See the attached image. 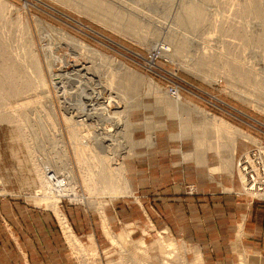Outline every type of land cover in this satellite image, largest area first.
I'll return each mask as SVG.
<instances>
[{"label": "rangeland", "instance_id": "1", "mask_svg": "<svg viewBox=\"0 0 264 264\" xmlns=\"http://www.w3.org/2000/svg\"><path fill=\"white\" fill-rule=\"evenodd\" d=\"M97 1L88 5L85 0H0L1 37L9 40V48L13 43L15 49L11 50H17L19 58L25 56L20 58L23 64L30 63L26 73H34L33 78L28 76L31 83L40 74L44 78L39 79L45 81L42 86L36 80L42 87L33 83L36 86L30 94L23 95L30 101L19 96L10 99L15 107L23 101L30 103L29 107L24 102L23 108L18 107L23 116H12L17 120L12 122L11 116L4 114L11 120L6 121L3 113L9 111V106L0 105L2 120L7 122L0 123V264H16L26 258L20 238L27 236V230L42 231L36 224L46 220L44 217L49 218V226L44 229L59 233L68 264H132L133 255L143 260L142 264H154L160 258V243L166 240L173 242L178 251L172 264H181L183 259L186 264H199L198 258L203 264H219L220 253L242 249L236 244L227 250L219 246L218 231L210 229L217 228L218 223L208 221L219 213L216 204L213 207L214 203H209L204 211L201 203L189 206L185 200L198 195L197 182H201L210 187V197L232 194L264 204L246 193L239 167L240 161L254 162L257 153L264 157V40H260L264 34V0H258L261 8L252 9L246 8L252 0ZM191 6L192 22L182 24L180 18ZM198 8L206 13L201 22ZM256 9L263 12L258 10V14ZM37 61V70L41 69L38 74L32 67ZM238 62L243 65L241 71L233 69ZM25 66L17 74H22ZM123 75L128 76V82ZM129 78H135V85L131 82L133 89ZM120 79L126 81L121 80L122 86L131 91H124L119 83L127 93L117 88L124 95L116 102V83ZM199 111L226 121L250 138L233 134L237 139L228 136L234 147L231 150L226 146L225 156L216 149L201 155L195 137L202 126L212 127L213 122ZM22 121L27 130L25 124H20ZM185 121L191 124L190 129ZM21 130L32 136L27 138ZM211 130L208 129L210 138ZM160 133L164 142L157 148L154 141ZM215 138L214 135L211 140ZM77 141L89 147L87 155L78 156ZM233 153L234 161L230 157ZM98 156L100 160L107 157L112 168L125 167L122 176L128 189L125 185L123 192L107 190L108 194H103L101 187L93 188L84 181L83 174L89 171L87 164L99 163ZM226 157L232 159H223ZM192 165L202 171L206 182L196 178ZM176 188L183 189L182 197L175 196ZM172 211L180 215V224L170 217ZM187 211L191 221L186 220ZM200 217L207 220L200 221ZM123 232L130 233L132 243L118 248L111 237ZM72 237L79 240L83 250L96 247V254L85 257L78 253L69 241ZM141 240L147 247L141 248L144 254L137 249ZM55 249L48 244L44 248L52 261L55 253L61 254ZM140 250L145 256L139 254ZM242 256L235 264H247Z\"/></svg>", "mask_w": 264, "mask_h": 264}, {"label": "bare ground", "instance_id": "2", "mask_svg": "<svg viewBox=\"0 0 264 264\" xmlns=\"http://www.w3.org/2000/svg\"><path fill=\"white\" fill-rule=\"evenodd\" d=\"M83 1V0H82ZM86 2H87V4L88 5H91V4H95L96 3V1H95V3L93 2V0L92 1H89V0H85ZM89 1V2H88ZM99 1V0H98ZM97 1V2H98ZM255 1H257V4H255L254 2ZM243 2H245V0L243 1ZM3 3V2H2ZM98 3H100V2H98ZM97 3V4H98ZM196 3V2H195ZM201 3H202V1H201ZM247 3V2H246ZM100 4H102V3H100ZM195 5V4H194ZM258 0H252V1H249L248 2V4H247V6H246V8L248 7V8H250V9H252V8H261V7H258ZM86 6V5H85ZM94 6V5H93ZM98 6V5H97ZM100 6V5H99ZM196 6H197V4H196ZM196 6H195V8H196ZM198 6H200V5H198ZM242 6H243V4H242ZM84 7V6H83ZM91 7V6H90ZM90 7H89V10H90ZM183 7H184V5H183ZM244 7V6H243ZM242 7V8H243ZM188 8V7H187ZM194 8V9H195ZM247 8V9H248ZM100 10H101V12L102 13H104L105 11H103L102 9H104V8H99ZM199 9V8H198ZM249 9V10H250ZM94 10V9H93ZM92 10V11H93ZM97 10H98V8H97ZM96 10V11H97ZM248 10V11H249ZM255 10V9H254ZM257 10V9H256ZM259 10V9H258ZM257 10V12L256 13H258V14H261L259 11ZM185 11V10H184ZM252 11V10H251ZM251 11H249V12H251ZM248 12V13H249ZM254 12V11H253ZM93 13V12H92ZM102 13H100L101 15H102ZM114 13V12H113ZM197 13V16H198V20L201 22V20L204 18V15L206 14L205 12H204V10H203V8H201V9H199L198 10V12H196ZM97 14V13H96ZM106 14V13H105ZM108 14H109V12H108ZM179 14V13H178ZM194 14V11H193V9H192V6L191 7H189L188 8V11H187V13H186V16H183V18H180V22L183 24H186V23H190V22H192V18H191V15H193ZM95 15V14H94ZM108 16V15H107ZM116 16V15H115ZM206 17V16H205ZM262 17H264V15L262 16ZM122 18V17H121ZM102 19H106L104 16H103V18ZM110 19V18H109ZM264 19V18H263ZM205 20V19H204ZM109 21V20H108ZM203 21V20H202ZM116 22V21H115ZM120 22V21H119ZM195 22V21H194ZM121 23V22H120ZM129 23V22H128ZM133 23V22H132ZM132 23H130V24H132ZM264 23V22H263ZM191 24V23H190ZM193 24V23H192ZM186 26V25H185ZM189 26V25H188ZM238 27V26H237ZM239 29V28H238ZM242 30V29H241ZM264 30V29H263ZM1 32V31H0ZM2 34H3V32H2ZM3 37V36H2ZM1 37V34H0V93H2L4 96L2 97V94L0 95L2 98H0V100H1V102H0V105L2 106V104H4V105H7V106H9V107H7L8 109H9V111L7 110V112H9L8 114H7V112L6 113H3V116H4V114H6V115H8V116H11V120L13 119V120H17V119H15V118H12V116H16V118H18V116H21L22 115V111L20 112V110H19V108L18 107H22L23 106V102L24 101H26L27 99H28V97L27 96H25V97H23V95L25 94H27V93H29L31 90H32V88H34V86H36V85H38V86H36V87H39V86H41L42 85V83L43 82H45V81H41L43 78H41V75L42 74H40L39 76H40V79H39V76H37L36 74V77H38V79L40 80L39 82H41V85L39 84V82H38V84H36L35 83V81L37 80L38 81V79L37 78H35V79H33V81L34 82H32L31 83V81L32 80H30L31 79V77H32V73H31V76H30V73L28 74V73H26V67H28L29 65H30V63H29V65H27V63H25L26 64V66H25V64H23L22 62H21V59H23V56H21L20 58H19V56L21 55H18L19 53L18 52H16V51H14V46H12V44H11V48H14L13 49V51L15 52V53H17V55H15V53H13V51L11 50V48H9L10 47V45H9V43L7 44L6 42L7 41H9V40H4L3 38ZM5 37V36H4ZM245 37V36H244ZM247 37V36H246ZM8 39V38H7ZM248 39V37L246 38V40ZM260 40H264V34L260 37ZM262 42H264V41H262ZM82 44V43H81ZM27 46H29V45H27ZM82 48H84V47H82ZM20 49V48H19ZM24 49V48H23ZM32 49V48H31ZM81 50V49H80ZM19 51V50H18ZM30 52V51H29ZM32 52V51H31ZM47 52V51H46ZM93 52L95 53V50H93ZM25 54H26V52H24ZM27 54H29V53H27ZM33 54V53H32ZM66 54V53H65ZM25 57V56H24ZM33 57V56H32ZM86 57V56H85ZM207 57V56H206ZM209 57V56H208ZM215 57V56H214ZM84 58V57H83ZM25 59V58H24ZM204 60H205V57H204ZM203 60V61H204ZM208 60V59H207ZM35 61V60H34ZM33 62V61H32ZM22 63V64H21ZM35 63L36 62H34V66H32L33 67V69L35 68L36 69V72H37V74L38 73H40V70L38 71L37 70V68L38 67H40V66H38V65H40L39 63H38V61H37V63H36V65L37 66H35ZM85 63H86V61H85ZM203 63V62H202ZM95 64V63H94ZM231 64H233V63H231ZM238 64H239V62H238ZM25 66V69L24 68H22V69H24V70H22L23 71V73L22 74H24L25 73V75H22L21 73H18L17 74V72L19 71L18 69L20 68V67H22V66ZM49 65V64H48ZM228 65V64H227ZM230 65V64H229ZM236 65V64H235ZM52 66V65H51ZM238 66V67H237ZM236 66V68H233L234 70H236V71H241L242 70V64L240 63L239 65H237ZM100 67V66H99ZM31 68V67H30ZM50 68V67H49ZM86 68V67H85ZM98 68V67H97ZM244 68V67H243ZM241 69V70H240ZM245 69V68H244ZM18 70V71H17ZM29 70V68H27V71ZM79 70V69H78ZM32 71H34V70H32ZM50 71V70H49ZM20 72V71H19ZM35 72V71H34ZM35 72V73H36ZM99 72V71H98ZM103 72V71H102ZM118 72V71H117ZM110 73V72H109ZM129 73V72H128ZM134 73V72H133ZM21 74V75H20ZM34 74V73H33ZM240 74V73H239ZM250 74V72L249 73H244V75L245 76H248ZM34 75V76H35ZM111 75H114V74H111ZM128 75V74H127ZM130 75V74H129ZM132 76L133 75H135V74H131ZM28 76H30V79H29V77ZM105 76V75H104ZM132 76H131V78H132ZM97 77V76H96ZM112 77H114V76H112ZM111 77V78H112ZM118 77V76H117ZM126 75L124 76L123 75V79L125 80L126 78H127V82H128V76L126 77ZM134 77V76H133ZM141 77V76H140ZM33 78V77H32ZM99 78V77H98ZM121 78V77H120ZM135 78H136V75H135ZM134 78V79H135ZM142 78V77H141ZM246 79L248 78V77H245ZM104 79V78H103ZM134 79H130L129 78V83L131 84V82L134 80ZM249 79V78H248ZM122 79H120V81H121ZM136 80H137V78H136ZM118 81V84L116 83V85L118 86L119 85V83H121V86L123 85V82L124 83H126V81ZM135 81V80H134ZM133 81V82H134ZM140 81V80H139ZM132 82V83H133ZM138 82V81H137ZM33 83H35L36 85H34ZM128 83V84H129ZM136 83V82H135ZM135 83H133V85H135ZM33 84V85H32ZM111 84H113L114 85V83H111ZM128 84H126V85H128ZM112 85V87H111V85H109L111 88H113L114 89V91H115V85L113 86ZM132 85V84H131ZM131 86L130 88L131 89H133L132 87H134V86ZM42 86H44V85H42ZM41 86V87H42ZM116 86V90L117 91H115V95L116 96H114V98H116L115 100H116V102L119 100V98L120 97H122L124 94L122 93V92H124V91H126V88H127V91L128 90H130L131 91V89L129 88V87H124V86H122V87H124L123 89H125L124 91H122L123 89H121L120 87V85H119V87H117ZM91 87V86H90ZM117 88H120L121 89V91H120V89H117ZM129 88V89H128ZM37 90L36 91H38V88H36ZM40 89V88H39ZM44 90V89H43ZM112 90V89H111ZM120 92H119V91ZM34 92V91H33ZM113 92V91H112ZM117 92V93H116ZM38 93V92H37ZM124 93H127V92H124ZM30 94V93H29ZM33 93H31V95H32ZM39 94V93H38ZM98 94V93H97ZM20 95H22V97L20 96ZM31 95H28V96H31ZM36 95V94H35ZM16 96H19L20 98H22V100L25 98V100L22 102V100H20L22 103L21 104H16V107H15V105L14 104H12L13 102H11L10 101V99L11 98H15ZM44 96H46V95H43V97ZM18 97V98H19ZM26 97H27V99H26ZM33 97V96H32ZM35 97V96H34ZM39 97V96H38ZM131 97V96H130ZM19 98V99H20ZM127 98V97H126ZM16 99V98H15ZM14 99V102L15 101H18V99L17 100H15ZM29 99L31 100V98L29 97ZM28 99V100H29ZM47 99V98H46ZM111 99H112V96H111ZM122 99V98H121ZM4 100V101H3ZM12 100V99H11ZM29 100V101H30ZM35 100V99H34ZM38 100V99H37ZM73 100V99H72ZM97 100V99H96ZM3 101V102H2ZM9 101L11 102V104L14 106V107H12L11 106V104L9 103ZM32 101H33V99H32ZM31 101V102H32ZM36 101V100H35ZM34 101V102H35ZM40 101V100H39ZM46 101H49V100H46ZM46 101H44L43 100V102L45 103ZM37 102V101H36ZM112 103H116L115 101H111ZM120 102V101H119ZM2 103V104H1ZM17 103V102H16ZM18 103H20V102H18ZM25 103V106H26V102H24ZM29 103V102H28ZM49 103V102H48ZM128 103V102H127ZM110 104V103H109ZM3 105V107H5ZM28 105V104H27ZM29 105H30V103H29ZM29 105H28V107H29ZM34 105V104H33ZM36 105V104H35ZM34 105V106H35ZM43 105V104H42ZM42 105H40L41 107H42ZM63 105V104H62ZM100 105H101V103H100ZM11 106V107H10ZM32 106V105H31ZM30 106V107H31ZM33 106V107H34ZM38 106V105H37ZM39 106V107H40ZM104 106V105H103ZM2 107V108H3ZM27 107V108H28ZM40 107V108H41ZM88 107V106H87ZM185 107V106H184ZM6 108V109H7ZM18 108V109H17ZM23 108V107H22ZM4 110H6L5 108H3ZM41 109H43V108H41ZM66 109V108H65ZM180 109V108H179ZM183 109V108H182ZM29 110V109H28ZM33 110H34V108H33ZM36 110V109H35ZM49 110V109H48ZM173 110H175V109H173ZM39 111V110H38ZM177 111V110H176ZM183 111H186V110H184L183 109ZM188 111V110H187ZM2 112L3 111H1L0 110V114H2ZM25 112V111H24ZM23 112V113H24ZM26 112H27V110H26ZM36 112V111H35ZM34 112V113H35ZM69 112V111H68ZM202 115H205L208 119H211V120H208V121H210V122H213V123H211L212 124V127H207L206 126V128L205 127H201L202 129L200 130L201 131V133L200 134H197V136L195 137V141H196V144H197V146H196V149L198 148L199 149V151H202V152H199L200 154L202 153L203 155H206L208 152H209V150L208 149H216L217 151H216V153H225V151H227V148H226V146H229V149H231L232 150V148L231 147H234V144H231V142L232 141H230L229 139L231 138L232 140H233V137L234 136H236L237 135V137L239 138V136L241 135V137L243 136V138L244 137H246V139L247 138H250V137H248L247 135H245L241 130H239V129H237L236 127H233L232 125H230L229 123H227L226 121H224V120H222V119H219V118H217V117H214V116H209L208 117V115H210L208 112H205V111H199ZM30 113V112H29ZM34 113H31V114H34ZM50 113V112H49ZM80 113V112H79ZM117 113H119V112H117ZM36 114V113H35ZM42 114V113H41ZM66 114V113H65ZM94 114V113H93ZM199 114V113H198ZM6 115L4 116L5 117V120L8 118V120H10L9 119V117L7 116V118H6ZM25 115V114H24ZM119 115V114H118ZM1 116V115H0ZM23 116V115H22ZM25 116H27V115H25ZM76 116V115H75ZM201 116V115H200ZM4 117H0L1 119H0V123H1V120H2V118H4ZM35 117V116H34ZM204 117V116H203ZM211 117V118H210ZM117 119V118H116ZM4 120V119H3ZM2 120V123H4L5 121H3ZM10 120V121H11ZM13 120H12V122H13ZM34 120H35V118H34ZM7 121V120H6ZM10 121L8 122V123H10ZM20 121V120H19ZM23 121H25L24 119H23ZM23 121L20 123V124H23ZM115 121V120H114ZM12 122H11V124H12ZM14 122H16V121H14ZM35 122V121H34ZM190 122V121H189ZM5 123H7V122H5ZM16 123H18V122H16ZM29 123V122H28ZM32 123V122H31ZM185 123H186V121H185ZM188 123V122H187ZM186 123V124H187ZM25 124V123H24ZM24 124H23V126H24ZM30 124V123H29ZM184 124V123H183ZM185 124V125H186ZM206 125H207V122L205 123ZM32 125V124H31ZM34 125V124H33ZM38 124H36V126H37ZM80 125V124H79ZM189 125H191L190 123H189ZM188 124L186 125L187 127H188V129H190L191 127L189 126ZM22 126V127H23ZM25 128H26V130H27V128L28 127H26V124H25V126H24ZM23 127V128H24ZM184 127V126H183ZM187 127H185V128H187ZM19 128H21V127H19ZM22 128V130H25V129H23ZM164 128V127H163ZM212 129L211 130V132L213 131V138H214V135H215V141H212L211 140V138L209 137L212 133H210L209 131H208V129ZM40 129V128H39ZM84 129V128H83ZM98 129V128H97ZM128 129V128H127ZM21 130V131H22ZM30 130V129H29ZM35 130V129H34ZM75 131L74 132H76V130L78 131V128H76L75 127V129H74ZM54 131V130H53ZM56 132H57V130H55ZM128 131V130H127ZM130 131V130H129ZM128 131V132H129ZM23 132V131H22ZM28 132V131H27ZM43 132V131H42ZM70 132V131H69ZM73 132V133H74ZM116 132V131H115ZM184 132V131H183ZM23 133H25L26 134V132H23ZM31 133V132H30ZM72 133V134H73ZM181 133H182V131H181ZM185 134H186V132H184ZM209 133H210V135H209ZM40 134V133H39ZM38 134V135H39ZM49 134V133H48ZM55 134H57V133H55ZM69 134V133H68ZM115 134H118V133H115ZM131 134V133H130ZM183 134V133H182ZM233 134H235L234 136H232ZM26 135H28L27 136V138L28 137H31L32 136V134H31V136H29V134L27 133ZM36 135H37V133H36ZM52 135V134H51ZM79 135V134H78ZM112 135V134H111ZM239 135V136H238ZM23 136H25V135H23ZM22 136V137H23ZM42 136H44V134L42 135ZM228 136L230 137L229 139H228ZM80 137V136H79ZM40 138V137H39ZM42 138V137H41ZM40 138V139H41ZM226 139V141L228 140L229 142H225V140H224V143H223V139ZM26 139V138H25ZM31 139H33V137L31 138ZM74 139L76 140L77 139V137H74ZM121 139V138H120ZM132 139V138H131ZM237 139V138H236ZM235 139V137H234V140H236ZM94 140V139H93ZM126 140V139H125ZM251 140V139H250ZM26 141V140H25ZM31 141V140H30ZM29 141V142H30ZM34 141H35V138H34ZM72 141V140H71ZM112 141H113V139H112ZM117 141V140H116ZM133 141V140H132ZM28 142V141H27ZM39 142V141H38ZM44 142V141H43ZM42 142V143H43ZM75 142V141H74ZM73 142V143H74ZM127 142V141H126ZM252 142H253V140H252ZM34 143V142H33ZM102 143V142H101ZM135 143V142H134ZM141 144V143H140ZM112 145V144H111ZM115 145V144H114ZM120 145V144H119ZM233 145V146H232ZM105 146H106V144H105ZM129 146H132V145H130L129 144ZM236 146V145H235ZM32 147V146H31ZM65 147V146H64ZM96 147V146H95ZM100 147V146H99ZM116 147V146H115ZM75 148H76V150H77V152H78V156H81V155H83V154H86L87 155V153H86V151L88 150V148L89 147H87V145H84L82 142L80 143V142H76V146H75ZM112 148V147H111ZM118 148V147H117ZM224 148H226V150L224 149ZM236 148V147H235ZM234 148V149H235ZM98 149V148H97ZM96 149V150H97ZM132 149V148H131ZM92 150V149H91ZM225 150V151H224ZM231 150L230 151H228L229 152V155H231L232 154V152H231ZM31 151V150H30ZM63 151H64V149H63ZM93 151H94V149H93ZM106 151V150H105ZM113 151H115V150H113ZM121 151V150H120ZM124 151H125V149H124ZM123 151V152H124ZM215 151V150H214ZM32 152V151H31ZM92 152V151H91ZM197 153H198V151H196ZM230 152H231V154H230ZM235 152V151H234ZM63 153V152H62ZM88 153H90V150L88 151ZM97 153V152H96ZM113 153H115L116 154V152H113ZM223 153V154H224ZM236 153V152H235ZM235 153H233V155L232 156H230V157H233L234 156V154ZM32 154V153H31ZM94 154V153H93ZM93 154H92V156H93ZM129 154V153H128ZM201 154V155H202ZM220 154V155H221ZM89 155V154H88ZM99 155V154H98ZM119 155V154H118ZM219 155V154H218ZM219 155V156H220ZM227 155V154H226ZM44 156V155H43ZM76 156V155H75ZM91 156V157H92ZM95 156H96V154H95ZM94 156V157H95ZM113 157H114V155H112ZM117 156V155H116ZM199 156V155H198ZM224 156H225V154H224ZM89 157V156H88ZM90 157V158H91ZM99 157V160H100V156H98ZM111 157V156H110ZM194 157V156H193ZM196 157V156H195ZM201 157V156H200ZM207 157V156H206ZM221 157H223V156H221ZM230 157H226V158H223V159H230ZM41 158V157H40ZM53 158V157H52ZM97 158V157H96ZM95 158V159H96ZM102 159L99 161V163H97V161H96V163H93V164H87V165H89V167H88V169H89V171L88 172H85V174H83L84 175V181H86L87 182V184L89 183L91 186H93V188H94V186L95 187H97V188H99V187H101L102 189V193L103 194H105V193H107L108 194V192L110 191V192H120L119 190H121L122 192L125 190L124 189V186L126 185L127 186V181L125 180V178H124V176H122L123 175V172H126V170H125V167L124 166H122V167H119V168H112V167H110V164H109V159H107V157H101ZM48 159V158H47ZM79 159H80V157H79ZM86 159H89V158H86ZM113 159V158H112ZM117 159V158H116ZM120 159V158H119ZM192 159V158H191ZM201 159H203V157L201 158ZM204 159H206V158H204ZM203 159V160H204ZM223 159H222V162H223ZM232 159V158H231ZM230 159V160H231ZM43 160V159H42ZM91 160V159H90ZM89 160V161H90ZM98 160V159H97ZM111 160V159H110ZM122 160V159H121ZM51 161V160H50ZM88 161V162H89ZM197 161V160H196ZM202 161V160H201ZM233 161H234V157H233ZM54 162V161H53ZM203 162H206V160H204ZM230 161H228V163H229ZM123 163V162H122ZM207 163V162H206ZM220 163V162H219ZM223 163H226V161L225 162H223ZM228 163L226 164V165H228ZM232 163V161L230 162V164ZM49 164V163H48ZM199 164H200V162H199ZM229 164V165H230ZM117 165V164H116ZM122 165V164H121ZM204 165H206V164H204ZM225 164H222L221 163V166L223 167ZM34 166H35V164H34ZM44 166V165H43ZM54 166V165H53ZM65 166V165H64ZM231 166V165H230ZM230 166H228V167H230ZM38 167V166H37ZM37 167H35V168H37ZM50 167V166H49ZM48 167V168H49ZM66 167V166H65ZM222 167H220V168H222ZM227 167V166H226ZM45 168V167H44ZM47 168V169H48ZM61 167H59V169H60ZM224 168V167H223ZM232 168V167H231ZM41 169H42V167H41ZM47 169H44V170H47ZM50 169V168H49ZM57 169V168H56ZM215 169V168H214ZM213 168H212V171L214 170ZM35 170V169H34ZM37 170H39L38 172H40V168L39 169H37ZM37 170H36V172H37ZM53 170V169H52ZM58 170V169H57ZM216 170V169H215ZM221 170V169H220ZM42 171V170H41ZM49 171V170H48ZM211 171V170H210ZM211 171V172H212ZM218 170H216V172H217ZM231 171H232V169H231ZM35 172V171H34ZM38 172L36 173V174H38ZM52 172V171H51ZM48 173V172H47ZM42 174H43V172H42ZM42 174L40 173V175L42 176ZM44 174H46V171H45V173ZM43 174V175H44ZM53 174H55V173H52V175ZM59 174V173H58ZM39 175V174H38ZM37 175V176H38ZM48 175V174H47ZM47 175L46 176H44V178H46L47 177ZM56 175V174H55ZM121 177L120 178V181H118L119 180V178H118V180L117 181H115L116 179H117V177ZM43 177V176H42ZM50 177H52V176H50ZM49 177V175H48V178H50ZM55 177V176H54ZM40 178V177H39ZM43 178V179H44ZM56 178V177H55ZM55 178H52V179H54L55 180ZM58 178V177H57ZM242 178V177H241ZM42 179V180H43ZM243 179V178H242ZM49 180V179H48ZM52 180H50L49 182H51ZM38 182H40L39 180H38ZM54 182V181H53ZM85 182V183H86ZM42 183V182H41ZM44 183H45V181H44ZM43 183V184H44ZM46 184V183H45ZM44 184V185H45ZM86 185V184H85ZM53 186V185H52ZM125 186V187H126ZM45 187V186H44ZM49 187H50V185H49ZM55 187V186H54ZM90 187V186H89ZM55 188H57V187H55ZM54 188V189H55ZM65 188V187H64ZM87 188V187H86ZM85 188V189H86ZM48 189H50L51 190V188H47V191H48ZM88 189V188H87ZM90 189H92L91 187H90ZM127 189H128V186H127ZM59 190V189H58ZM62 190V189H61ZM72 190V189H71ZM97 190V189H96ZM101 190H99V192L101 191ZM107 190H109V191H107ZM56 191V190H55ZM63 191V190H62ZM89 191V190H88ZM103 191H106L105 193L103 192ZM50 192V191H49ZM48 192V193H49ZM87 192V191H86ZM90 192V191H89ZM99 192H97V194H99ZM45 193H46V191H45ZM54 193V192H53ZM59 193V192H58ZM70 193H71V191H70ZM74 193V192H73ZM101 193V192H100ZM130 193V192H129ZM52 194V193H51ZM69 194V193H68ZM114 194V193H113ZM49 195V194H48ZM111 195V194H110ZM120 195V194H119ZM63 196H65L64 194H63ZM69 196H73V195H69ZM112 197H115V196H112ZM50 199H51V196H50ZM54 199V198H53ZM57 201V200H56ZM56 204V203H55ZM98 206V205H97ZM129 233V232H128ZM128 233H125V232H123V233H121V234H119V235H116V236H113V237H111V240L113 241V243H114V245L115 246H117L118 248H127V247H129L130 246V244L132 243L131 241V238H130V233L128 234ZM111 236V235H110ZM69 241L71 242V244H72V246L75 248V249H77V251H80V252H78V253H81L82 252V254L86 257L87 255L89 256V255H93V254H96V247H91L90 248V251L89 250H87V249H85V250H83L82 249V245H81V243L79 242V240L78 239H76V238H70L69 239ZM139 243H138V246H137V249H141V248H143L144 246L146 247V245H145V242H143L142 240L141 241H138ZM112 243V244H113ZM134 244V243H133ZM144 247V248H145ZM147 248V247H146ZM160 248H161V252H159L160 253V258L158 257V258H153V259H155L154 260V264H172L173 263V259L175 258V254H177L178 255V251H177V249H176V247H175V244L173 243V242H171V241H169V240H166V241H161V243H160ZM162 248H165V249H163V250H165V251H162ZM125 250V249H124ZM132 250H134V249H132ZM142 250V249H141ZM141 250L139 251L140 253L139 254H141ZM137 251L138 250H136V248H135V253L134 254H136L137 253ZM134 252V251H133ZM144 252V250H142V253ZM130 253V252H129ZM145 253V252H144ZM143 253V254H144ZM179 253H180V251H179ZM138 254V255H139ZM142 255V254H141ZM184 255V254H183ZM136 255H133V257H134V259L132 258V264H142V263H140V262H142L143 260H141V259H138V258H136L135 257ZM142 256H145V255H142ZM149 257V256H148ZM147 256L145 257V260H146V258H148ZM243 257V256H242ZM140 258V257H139ZM243 259V258H242ZM89 260V259H88ZM147 260H149V259H147ZM152 260V259H151ZM180 262H181V264H186V262H185V259H183L182 261L180 260ZM199 264H203V262L201 261V258H198V261H197ZM243 262V261H242ZM245 262V261H244ZM145 263V262H144ZM147 263V262H146ZM152 263V262H151ZM176 263H179L178 262V260H177V262ZM241 264V263H240Z\"/></svg>", "mask_w": 264, "mask_h": 264}, {"label": "crops", "instance_id": "3", "mask_svg": "<svg viewBox=\"0 0 264 264\" xmlns=\"http://www.w3.org/2000/svg\"><path fill=\"white\" fill-rule=\"evenodd\" d=\"M162 135L161 133L156 134L154 144H156L157 148H161L162 141L164 142ZM192 167L196 170L193 171L196 172V178H202L203 182H206L202 171L198 170L194 165ZM181 190L176 188L175 196L182 197L184 194ZM197 190V196L186 197L185 201L188 205L190 204L189 206L196 202L198 204L201 203L204 211L209 208V203L213 202V207L217 205L218 215L212 216L208 221L218 223L217 228L210 229L218 231L219 235L217 236L220 238L219 246L224 245L227 250L229 249L227 247H232L236 244L242 249L234 251L233 248H230V251L220 253L218 263L235 264L240 259V255H243L247 259V264H264V204L251 202L243 197L232 194H216L210 197V187L207 184H201V182H197ZM174 200L177 201V199ZM170 207H172V210H175L173 206ZM187 214L188 211L186 216ZM170 217L174 218L177 224L181 223V221L179 222L180 215L176 211H172ZM44 219L46 220H42V222L36 224V227L43 229L42 231L27 230V236L25 238L23 236V239L20 238V244L26 258L19 259L16 264H68L67 256L65 255V245L59 233L44 229L45 226H49V218L44 217ZM186 220L191 221L189 216H187ZM199 220L205 222L207 218L200 217ZM17 234L19 235L18 232ZM54 235L56 238H51ZM47 244L50 247L56 248V251H61V254L55 253L53 261L51 260V256L44 251Z\"/></svg>", "mask_w": 264, "mask_h": 264}, {"label": "built area", "instance_id": "4", "mask_svg": "<svg viewBox=\"0 0 264 264\" xmlns=\"http://www.w3.org/2000/svg\"><path fill=\"white\" fill-rule=\"evenodd\" d=\"M239 167L246 193L264 201V157L257 153L254 162L243 160Z\"/></svg>", "mask_w": 264, "mask_h": 264}]
</instances>
